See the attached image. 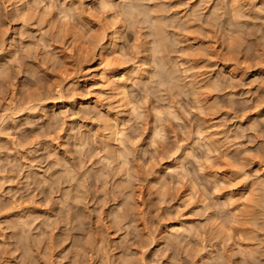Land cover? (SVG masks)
I'll return each instance as SVG.
<instances>
[{
	"label": "rangeland",
	"instance_id": "374dc122",
	"mask_svg": "<svg viewBox=\"0 0 264 264\" xmlns=\"http://www.w3.org/2000/svg\"><path fill=\"white\" fill-rule=\"evenodd\" d=\"M101 1L0 0V264H264V0ZM109 23L131 112L72 90Z\"/></svg>",
	"mask_w": 264,
	"mask_h": 264
},
{
	"label": "bare ground",
	"instance_id": "6f19581e",
	"mask_svg": "<svg viewBox=\"0 0 264 264\" xmlns=\"http://www.w3.org/2000/svg\"><path fill=\"white\" fill-rule=\"evenodd\" d=\"M9 1V3L11 4V6L13 7V9L14 10H16V12L18 13V15L19 16H21V15H23V12H24V8H25V5H24V0H8ZM108 1V0H107ZM26 2V1H25ZM36 2V1H35ZM34 2V3H35ZM109 2V1H108ZM29 3V2H28ZM37 3H38V1H37ZM36 3V4H37ZM9 4V5H10ZM26 4V3H25ZM101 5H102V8L104 7V8H107L108 9V7L109 6H107V5H109V3L107 4V2H104V0H102L101 1V3H100ZM155 5H156V3H155ZM159 5V4H158ZM27 6V5H26ZM70 8V7H69ZM158 9L160 8V5H159V7H157ZM70 9H72V8H70ZM157 9V10H158ZM162 9V7L160 8V10L159 11H162L161 10ZM235 9V8H234ZM61 10V9H60ZM79 10V9H78ZM153 10V9H152ZM155 10V9H154ZM70 10H68L67 8H65L63 11H62V16H63V21L64 20H66V18L69 16V13L71 12H73V11H70ZM116 11V10H115ZM236 12H234V13H236V16H237V18H240L239 16H240V13H238V10H235ZM118 12V11H117ZM116 12V13H117ZM156 12H158V11H156ZM115 13V12H114ZM154 13V12H153ZM159 13V12H158ZM161 15V14H160ZM235 15V14H234ZM155 16H156V14H155ZM158 16V15H157ZM162 16V15H161ZM163 17H164V15H163ZM163 17H160V16H158V17H155V18H153V19H155V20H153V22L155 21V27H156V31H155V33L157 34V37L158 38H156V40L158 39L159 41H163V42H165V40H166V42H167V36L169 37V35H167L168 33L166 32L167 31V29H166V27H165V25L167 24V22H166V24L164 25L163 24V22L164 21H166V20H164V19H166V18H163ZM235 17V16H234ZM152 22V24H154ZM113 23V22H112ZM110 24V25H109ZM109 24H107L108 26V29L106 28V32H104L103 33V35H104V38H101V39H103V42H102V40L100 41V42H102V45H99V47L101 46V50H100V53L98 54V55H96V57H95V66H93L91 69H88V71H87V73H85L84 75H83V78L81 77V78H78V77H76V78H78L75 82H73V85H74V89H72L73 91H74V94H76L75 93V91H77L78 90V88H80L79 86L80 85H83V84H87L88 82L90 83V81L93 83L92 85H95V86H99L98 88L100 89V90H103L102 92H104V94H107L109 97H111V98H115V97H117V98H119V102H121V104H122V106L123 107H125L126 109L127 108H129V112H131V110L133 111V110H135L134 109V107L132 106L133 104L131 103V101H130V99H129V95H127V93L126 92H128V89H126L125 87H123L122 89L120 88V87H118L117 86V82L122 78V77H124L123 75L125 74L124 73V69H123V67L122 66H119V67H117L118 66V64H117V66H116V64H114L113 62H111V61H113V59L115 58V57H117V55H119L118 54V45L116 44V42H117V40L118 39H120L119 38V36H120V33H121V28H119L117 25V27L115 26V25H113V24H115V23H113L112 25H111V23H109ZM151 24V25H152ZM125 26V25H124ZM122 27H123V25H122ZM154 27V25H153V28H155ZM166 29V30H165ZM123 32V31H122ZM154 33V32H153ZM103 35H102V37H103ZM122 35V34H121ZM147 35V34H146ZM149 35V34H148ZM155 35V34H154ZM80 37H81V35H79ZM162 42V43H163ZM168 42H169V40H168ZM101 44V43H100ZM164 45L166 44V43H163ZM160 46H162V45H160ZM165 47H167V46H164V48ZM162 48V47H161ZM160 48V49H161ZM163 48V49H164ZM148 51V50H147ZM161 51V50H160ZM166 51H167V49H166ZM83 52V51H82ZM86 53L88 52L89 53V51L87 50V51H85ZM149 52H150V49H149ZM164 52H165V50H164ZM85 53V54H86ZM87 53V54H88ZM162 53V52H161ZM84 55V54H83ZM111 57H113L112 59H111ZM119 57V56H118ZM93 60V61H94ZM116 60H117V58H116ZM166 61H168V60H166ZM166 61L164 62V64L166 63ZM117 62V61H116ZM115 66H114V65ZM168 64H169V62H168ZM171 64V63H170ZM167 66V65H166ZM169 66V65H168ZM122 67V68H121ZM0 68H1V66H0ZM168 68V67H167ZM171 69H173V68H171ZM169 70V72H171V73H173L172 71H176V70ZM135 71H137V70H135ZM134 72V71H133ZM136 73H138V72H136ZM170 73V74H171ZM135 73H133V74H131V75H134ZM176 75L178 74L177 72L175 73ZM174 75V74H173ZM176 75H175V77H176ZM172 76V75H171ZM178 76V75H177ZM161 77V76H160ZM174 77V78H175ZM178 77H180V76H178ZM178 77H176L175 78V81H179V80H176ZM133 78V76H131V79ZM172 78V77H171ZM71 78H69V79H67V80H70ZM123 79V78H122ZM173 79V78H172ZM120 82V81H119ZM118 82V83H119ZM72 85V86H73ZM90 85V84H89ZM126 86V85H125ZM130 86V85H129ZM94 87V86H93ZM61 90H62V88H60ZM98 89V90H99ZM61 90H59L60 92H61V94L63 93ZM78 92V91H77ZM99 94H100V92H98ZM76 95H78V94H76ZM101 95H102V93H101ZM114 101H116L117 102V100H114ZM112 103V102H111ZM117 104H119V103H117ZM113 105H116V104H114L113 103ZM118 106V105H117ZM121 106V105H120ZM113 107V106H112ZM171 107V106H170ZM115 108V107H114ZM122 108V107H121ZM124 108V109H125ZM170 109V108H169ZM203 109V108H202ZM170 110H172V109H170ZM175 111V110H174ZM173 111V112H174ZM170 112V111H169ZM122 113H124V112H122ZM159 113L160 112H158V115H159ZM176 113V112H175ZM126 114H128V113H126ZM125 114V115H126ZM168 114V113H167ZM172 115H170V116H173V118L175 117V115H173V113H171ZM6 116V115H5ZM158 117V116H157ZM5 118V117H4ZM4 118H3V121H4ZM159 119H160V117H159ZM122 120H124V119H122ZM108 121H110V120H108ZM111 122V121H110ZM124 122V121H123ZM107 125V130L109 131V140L110 141H108L109 143H108V150L107 151H109V154H108V160H109V162L110 163H112V162H114V161H116V160H118V158L120 157H123L122 155L124 154H122V155H118V154H120L121 152H119V150H116V149H118L117 147H116V142L119 140L118 139V137H119V134L120 133H118L119 131H116L115 130V128L116 127H114V125H113V123H110L109 124V122H108V124H106ZM123 125V124H122ZM124 126V125H123ZM156 127V126H155ZM157 128V127H156ZM123 129H125V128H123ZM122 129V130H123ZM201 130H203V129H201ZM156 129L154 130V133L156 134V136H158L159 134H161V132H159L160 131V129H158V131H156ZM158 132H159V134H158ZM203 131H199V133H198V135H199V137H200V140L199 141H201V139H202V141L200 142L201 144H202V142H204V146H206L207 147V145H209L210 147L213 145V144H215V145H217L216 144V142H215V140H214V142L215 143H213L212 142V140L209 138V136H205V135H203V134H205V130H204V133H202ZM126 134V133H125ZM124 134V135H125ZM154 134V135H155ZM158 134V135H157ZM208 134H211V133H208ZM212 135V134H211ZM126 136V135H125ZM161 136H162V134H161ZM159 137H160V135H159ZM130 138H128V136L125 138V140H129ZM198 141V142H199ZM218 141V140H217ZM127 142V141H126ZM207 142V143H206ZM118 143V142H117ZM218 143V142H217ZM219 145V144H218ZM213 147V146H212ZM211 147V148H212ZM217 146H214V148L215 149H213L212 151H214V152H216L217 150H219L218 148H216ZM218 147H220V146H218ZM208 149V148H207ZM209 150H211V149H209ZM117 152H119L118 154H117ZM210 152V151H209ZM108 153V152H107ZM119 157H118V156ZM191 154H189V156H190ZM116 157H118V158H116ZM126 157V156H125ZM209 158V157H208ZM123 159H124V157H123ZM210 159V158H209ZM125 160V159H124ZM115 163V162H114ZM178 166V165H177ZM174 169H176V168H174ZM173 169V170H174ZM175 171H177V170H175ZM230 176V175H229ZM129 177H132L131 175L129 176ZM216 177V176H215ZM214 177V178H215ZM211 178H213V177H211ZM213 178V179H214ZM217 178H218V176H217ZM216 179V178H215ZM214 179V180H215ZM220 180V179H219ZM219 180H217L218 181V183H220L219 182ZM217 183V184H218ZM221 183H222V181H221ZM247 190V189H246ZM249 191V190H248ZM72 195V194H71ZM249 195H250V193H248L247 191H245L244 192V194H243V197L245 198L246 197V199L249 197ZM69 196H70V194H69ZM68 196V197H69ZM73 196V195H72ZM72 198V197H71ZM233 198V197H232ZM232 198L230 199L229 198V202H232ZM189 199H190V197H189ZM228 200V199H227ZM226 200V201H227ZM228 202V201H227ZM230 205H232L231 203H230ZM209 207V206H208ZM233 208H234V206H233ZM206 209H207V207H206ZM209 209H210V207H209ZM208 209V210H209ZM237 209V208H236ZM210 217V221H211V216H209ZM214 217L215 216H213V219H214ZM212 219V220H213ZM24 221H26V220H24ZM22 222V221H21ZM20 223V222H19ZM21 225V224H20ZM22 225H24V224H22ZM183 227V226H182ZM182 227H173V231H175V232H180L181 230H183V231H185V232H187V230L188 229H185V227L184 228H182ZM220 227V226H219ZM218 227V228H219ZM219 229H221V227L219 228ZM222 231H221V233H223V229H221ZM220 233V234H221ZM218 235H219V233H218ZM248 236H251V235H248ZM249 238H251V239H253L252 238V236L251 237H249ZM250 239V240H251ZM253 241V240H252ZM254 249H250V251H253ZM256 250V249H255ZM254 250V251H255ZM252 253L253 252H251V255H252ZM255 253H256V251H255Z\"/></svg>",
	"mask_w": 264,
	"mask_h": 264
}]
</instances>
